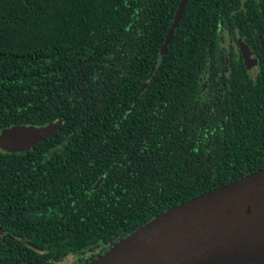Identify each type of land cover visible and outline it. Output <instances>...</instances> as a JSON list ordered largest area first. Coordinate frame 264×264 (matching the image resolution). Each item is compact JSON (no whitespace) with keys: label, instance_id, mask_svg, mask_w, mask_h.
Instances as JSON below:
<instances>
[{"label":"trees","instance_id":"obj_1","mask_svg":"<svg viewBox=\"0 0 264 264\" xmlns=\"http://www.w3.org/2000/svg\"><path fill=\"white\" fill-rule=\"evenodd\" d=\"M179 2L0 0V131L58 123L0 147V264H88L264 168V0H189L162 52Z\"/></svg>","mask_w":264,"mask_h":264},{"label":"water","instance_id":"obj_2","mask_svg":"<svg viewBox=\"0 0 264 264\" xmlns=\"http://www.w3.org/2000/svg\"><path fill=\"white\" fill-rule=\"evenodd\" d=\"M188 2L180 0L162 52ZM241 50L248 66H255L257 59L249 48L242 44ZM57 126L5 128L0 131V147L28 149ZM88 264H264V168L155 215Z\"/></svg>","mask_w":264,"mask_h":264},{"label":"flooded vegetation","instance_id":"obj_3","mask_svg":"<svg viewBox=\"0 0 264 264\" xmlns=\"http://www.w3.org/2000/svg\"><path fill=\"white\" fill-rule=\"evenodd\" d=\"M247 47L249 48V51H250V53H251V55L253 54L254 55V57L257 59V63H256V65L255 66H248V64L246 63V59H245V57L242 55V50H241V47L239 48V51H240V57L242 58V60H243V62L245 63V67L247 68V70H248V72H251L253 75H256V73L259 71V69H257L258 68V64H259V59H258V56H257V54L255 53V50L253 49L252 50V47L251 46H249V45H247ZM252 61H250V59H249V61H248V63L249 64H252L251 63ZM228 69V65H226L225 66V70H227ZM228 74V73H227ZM228 75H226V77H227ZM220 82H222V79H220ZM206 85H207V83H205V85H204V88L206 89Z\"/></svg>","mask_w":264,"mask_h":264}]
</instances>
